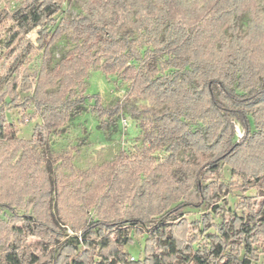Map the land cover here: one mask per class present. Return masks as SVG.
<instances>
[{
	"label": "trees",
	"instance_id": "1",
	"mask_svg": "<svg viewBox=\"0 0 264 264\" xmlns=\"http://www.w3.org/2000/svg\"><path fill=\"white\" fill-rule=\"evenodd\" d=\"M64 1L21 0L7 12L12 43L27 51L42 49L47 59L64 34L74 46L53 67L44 61L39 70L32 99L42 121L31 141L18 138L0 111V264H253L264 241V0H76L81 13L51 31L46 24ZM245 15L248 23L241 31L237 21ZM34 28L36 47L25 39ZM139 37L146 39V52L166 55L159 69L133 64L141 58ZM96 65L106 75L122 74L131 92L163 112L156 122L142 123L141 161L135 158L121 170L117 157L86 170L71 168L53 182L40 147L52 131L81 114L90 99L83 92L86 79ZM17 83V76L7 82L8 93L15 95ZM120 111L118 102L107 108L99 98L92 108L101 127ZM237 123L244 129L239 140ZM163 151L167 155L156 161ZM182 151L190 157L181 160ZM222 164L252 179L260 199L247 197L244 213L230 214L205 235L206 244L196 246L187 218L173 213L204 204L219 213L213 203L226 187L215 179ZM53 187L57 218L75 232L69 237L58 229ZM28 196L34 198L32 212L20 215L17 210ZM125 199L130 202L126 212L119 208ZM3 210L11 213L10 220L1 217ZM17 221H23L26 234L45 231L40 255L9 245L19 233L13 226ZM124 221L150 231L142 260L124 250L130 233L111 237L105 232Z\"/></svg>",
	"mask_w": 264,
	"mask_h": 264
},
{
	"label": "rangeland",
	"instance_id": "2",
	"mask_svg": "<svg viewBox=\"0 0 264 264\" xmlns=\"http://www.w3.org/2000/svg\"><path fill=\"white\" fill-rule=\"evenodd\" d=\"M21 0H0V111L3 112L9 124L13 126V130L18 138L31 141L33 130L36 124L41 123L42 118L36 111L33 102V89L39 73V70L45 61L50 67H53L61 57H63L69 49L74 46L69 34H64L56 43L50 47L51 55L45 59L43 50L36 48L35 51H27V49L18 42L12 43V27L13 23L8 19L7 12L16 8ZM81 13L80 4L76 0H66L63 2L61 9L53 16V19L46 24L49 30H54L62 19H72ZM248 23V16L241 17L237 24L241 31H245ZM38 28L31 30L25 39L33 42L37 46ZM136 37V34H133ZM136 46L141 50V58L133 62L137 67L144 63L152 64L158 69L161 67V61L166 59V55H160L157 52L147 51L148 44L145 37H139ZM21 65L17 66V61ZM17 66V67H16ZM171 70L165 71V73ZM164 73V72H160ZM18 78L15 95L8 93L7 82L14 77ZM81 91L79 90L78 93ZM84 94L90 96L83 103V111L81 114L70 118L62 127L52 131L47 138L46 143L40 147L43 152V167L48 169L50 176L54 179L62 173L68 175L72 169L86 170L94 165H102L107 161H112L117 157L119 160V168L121 170L125 166L134 165L132 160L137 158L141 161L142 154V123L150 119L156 122L162 114V108L152 106L148 101L137 97L135 93L130 91V82L123 78L122 74L106 75L98 65L94 66L86 79L83 90ZM96 98L100 99L103 106L107 108L113 107L117 102L121 105V111L118 115L108 120L104 127L100 126L98 116L92 112L93 104ZM252 130H254L251 118ZM192 128L196 125L192 124ZM244 135V129L237 123L235 140L241 139ZM68 158L71 166L61 164L62 156ZM158 159L167 155L166 152L156 153ZM189 152L182 151L179 155L181 160L190 157ZM125 157V158H124ZM122 158V159H121ZM131 160V161H130ZM146 176L139 175L137 186L143 183ZM215 179L225 184L226 187L220 189V196L213 204L220 206L219 213L212 211L211 205L193 206L184 205L179 211L173 213L176 217H185L188 220V234L197 236L196 246L206 244L205 235L208 232H214L216 225L227 219L233 212L242 214L246 210V198L249 197L253 202L260 199L256 196L257 189L254 181L244 174L235 171L228 164H222L220 172ZM130 180H133L130 179ZM136 181H134L135 183ZM78 186H80L78 184ZM136 186V187H137ZM88 184L83 190H86ZM52 210L57 220L58 229L66 237L74 235L75 232L70 225L65 224L60 218H57L55 211L56 190L53 187ZM134 191H132L133 193ZM120 209L126 212V208L130 203L129 200H122ZM34 202L33 196L26 197V205L19 208L17 212L20 215L31 214L32 208L30 204ZM96 208V206H95ZM95 208H92V221L98 219ZM10 212L3 210L1 217L10 220ZM204 215L208 221L203 220ZM116 221V220H110ZM180 219L175 221L179 222ZM91 224V221L88 220ZM121 226L116 227V231L110 232L106 230L107 235L115 237L121 231L130 233L131 243L124 247L129 257L134 260H142L144 258L143 249L145 240L150 231L145 226L139 225L131 227L130 223L121 222ZM14 228L19 232L12 235L9 245L17 246L20 251L25 253H34L40 255L46 243L40 236H32L26 234L23 228V221H17ZM120 229V230H119ZM139 230V231H137ZM65 236L61 237L62 240ZM61 241H57L52 249L57 248ZM253 264H264V241L258 247V259Z\"/></svg>",
	"mask_w": 264,
	"mask_h": 264
}]
</instances>
